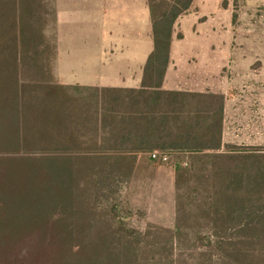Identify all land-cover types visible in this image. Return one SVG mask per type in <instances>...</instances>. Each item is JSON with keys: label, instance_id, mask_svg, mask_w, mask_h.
Instances as JSON below:
<instances>
[{"label": "trees", "instance_id": "1", "mask_svg": "<svg viewBox=\"0 0 264 264\" xmlns=\"http://www.w3.org/2000/svg\"><path fill=\"white\" fill-rule=\"evenodd\" d=\"M192 1L149 0L155 51L149 59L147 69L155 71L160 77L168 58L173 24ZM37 28L38 26L26 27L24 21L16 19H0V62H16L20 45L30 46L38 41V37L31 33ZM48 88L42 84H25L20 94L17 83L0 79V150L31 153L0 158V162L6 161L21 168L20 173H11L6 176L7 179H0V264H138L136 255L132 254L133 247L127 234L137 232L144 240L146 233L129 227L122 228L125 233L117 242L114 240L113 235L116 233L105 221V213L94 210L92 194L88 187L78 192L75 177L76 156L102 155L113 163L130 160L134 167L133 153L154 150L126 147L131 146L127 142L134 140L129 133L112 135L110 145L114 147L107 149L70 147L76 139L70 132L71 99L54 92L51 87ZM144 92L141 91L142 94ZM156 93L157 100L161 92ZM166 94L172 105L166 107L165 104L169 105L168 103H159L168 113L174 111L188 114L182 118L161 114L148 116L145 120L156 130L166 131L152 139V145L162 147L159 150L162 152H178L177 189L184 181L185 167L182 165L187 161L185 157H188L187 162L193 160V163L196 159L198 162V158H213L210 174L215 180L213 186L217 194V209H213V213L217 214L218 219L228 216L233 208L243 220L240 227L243 236L256 232L258 235H264V221L258 225L251 222V209H255L253 201L258 200H252L251 197L256 193L228 194L230 187L226 176L230 171L229 165H217V159L236 157L222 152L217 146L219 125L222 126L223 120V102H220L218 108L217 96L191 93L190 105L186 108L185 94L182 99L176 92ZM158 111L166 113V110ZM135 120L136 117L132 115L113 116L110 119L113 128H126ZM32 153L40 155L34 156ZM222 174H225V177ZM243 183V180L230 182L234 188L242 187ZM259 185L261 184L254 183L253 189H258ZM178 199L177 197L174 228H160L153 223L148 225V235L152 230H158L168 236L164 240V246L159 249L148 248L150 242L141 249V255L145 256L147 264H188L182 258L185 255L184 249L175 253V248L171 246L167 250L168 245L175 241L180 242L185 228L189 226L184 223L186 216L182 214L183 208ZM222 205L225 206L223 209ZM222 212L224 214H221ZM122 219L121 223L125 226V218ZM151 236L155 240L158 238L157 234ZM197 244L196 241L195 245ZM198 249L196 246L191 248L197 253H202ZM211 249L216 250L221 258L231 260L234 264H264V239L217 241ZM165 251L178 258L163 262L166 260L161 255ZM148 252H151V255H148Z\"/></svg>", "mask_w": 264, "mask_h": 264}, {"label": "crops", "instance_id": "2", "mask_svg": "<svg viewBox=\"0 0 264 264\" xmlns=\"http://www.w3.org/2000/svg\"><path fill=\"white\" fill-rule=\"evenodd\" d=\"M0 6L10 14L0 19L45 22L31 32L38 37L36 43L18 47L16 62H0V79L17 83L20 94L23 85L36 83L69 96L70 132L76 137L70 147L75 149L111 148L112 135L129 133L134 140L126 147L161 150L151 141L166 131L156 130L145 119L186 116L187 112L168 113L160 105L171 106L166 93L176 92L181 99L185 94L186 108L191 93L217 96L218 108L223 102L217 134L222 151L231 141L230 111L249 103L238 102V95H253L255 90L247 80L252 72L241 67L233 48L220 43L223 16L227 20L221 0H193L179 14L161 77L147 69L155 51L149 0H1ZM48 22H53L51 28ZM156 92H161L157 100ZM122 115L136 120L126 128H113L111 117ZM169 152L178 158L177 151ZM139 153L149 152H135L134 157Z\"/></svg>", "mask_w": 264, "mask_h": 264}, {"label": "rangeland", "instance_id": "3", "mask_svg": "<svg viewBox=\"0 0 264 264\" xmlns=\"http://www.w3.org/2000/svg\"><path fill=\"white\" fill-rule=\"evenodd\" d=\"M221 6V11L227 15V20L223 16L220 43L222 41V44L233 48L237 60L243 63L241 67L252 72V76L247 80L255 90L253 95L250 93H247V96L238 95L236 99L238 102L247 99L249 103L246 107L238 106L229 113L231 122H229L228 139L231 141L222 152L236 157L217 159V165L225 163L229 165L230 171L226 176L230 187V190H227L228 194L256 193L251 197L252 200L258 199L253 201L255 209H251V222L258 225L264 221V0H221ZM3 7L0 6V16L10 15L6 14ZM48 23L51 28L53 22ZM38 24L45 22H25L26 27H34ZM7 151L0 150V158L31 154ZM32 154L40 155V153ZM135 156L134 167L130 160L113 163L104 159L102 155L76 156L75 177L78 192L88 187V191L92 194L94 210L105 213V221L116 233L113 235L116 242L125 233L122 228L129 227L143 234L146 233L144 240L137 232L127 234L128 240L132 243V254L136 255L138 264L148 262L145 256L141 255V249L146 243L150 242L148 248L159 249L164 246L168 234L152 230L148 235V225L153 223L160 228H167L166 226L174 228L177 197L183 208L182 214L186 216L184 223L189 226L185 228L180 242L175 241L168 245L167 250L171 246L175 248V251L173 250L175 253L184 249L185 255L182 258L188 264L198 262L234 264L231 260L218 256L217 251L212 250L211 246L216 245L217 241L264 239V235L261 233L258 235L257 232L243 236V231L240 229L243 220L233 208L228 214L229 217L217 219V214L213 213V209H217V197H215L217 194L213 186L215 180L210 174L213 158H198V162L197 159L195 160L196 164L193 160L184 161L182 165L185 167L184 181L177 189L176 154L162 152L153 157L150 153H139ZM20 172V166L6 161L0 162L1 180L7 179L6 176L11 173ZM222 175L225 177V174ZM235 180H243L242 187L234 188L233 184L231 187L230 182ZM254 183L261 185L258 189H253ZM261 215L263 217H259ZM122 218H125V226L121 223ZM151 234H157L158 238L155 240ZM196 241L197 245H195ZM195 246L202 253L191 250ZM147 254L151 255V252ZM161 256L166 260L163 261L165 263L175 257L178 258V256L172 257L171 252L168 254L166 251Z\"/></svg>", "mask_w": 264, "mask_h": 264}, {"label": "built area", "instance_id": "4", "mask_svg": "<svg viewBox=\"0 0 264 264\" xmlns=\"http://www.w3.org/2000/svg\"><path fill=\"white\" fill-rule=\"evenodd\" d=\"M153 157H156L158 154L162 153V151L154 150L152 152H149Z\"/></svg>", "mask_w": 264, "mask_h": 264}]
</instances>
